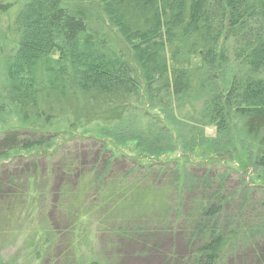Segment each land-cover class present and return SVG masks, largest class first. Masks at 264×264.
<instances>
[{"label":"trees","instance_id":"1","mask_svg":"<svg viewBox=\"0 0 264 264\" xmlns=\"http://www.w3.org/2000/svg\"><path fill=\"white\" fill-rule=\"evenodd\" d=\"M0 21V113L24 125L0 130V264H264V186L246 180L264 172V0H0ZM114 26L140 41L143 82ZM149 80L179 114L218 113V137L202 151L148 114L134 127ZM66 101L116 114L46 131ZM87 143L89 161L66 151Z\"/></svg>","mask_w":264,"mask_h":264},{"label":"rangeland","instance_id":"2","mask_svg":"<svg viewBox=\"0 0 264 264\" xmlns=\"http://www.w3.org/2000/svg\"><path fill=\"white\" fill-rule=\"evenodd\" d=\"M3 22L0 21V25ZM112 39L114 41H116L117 45L122 48L124 50V52L127 54V59L129 61V63H131L132 65L135 66V68L138 71V78L141 80V82H143L144 76H143V72L141 70V66L140 63H138V59L141 58V53L139 54V52L137 51V47H140L139 44L140 41L138 39H133L131 41H128L123 34H121L119 32V30L117 29V27L114 26L113 28V34H112ZM239 72L238 67L236 66V64L230 68H226L223 71L222 76L217 79L214 80L211 84H210V88L209 91L213 94H219V93H225L226 91H228L230 84L233 80V77L236 73ZM150 85L152 84L153 86V92L147 96V94L145 92L140 91L139 92V99L138 102L139 104L142 105V113L140 115V120L136 119L135 121H133L134 127H137V125L139 126L140 123L144 124L146 121H148V118L153 119V118H157V121H160L163 125H165L166 127H170L172 129V131L178 136L182 138V142H184L186 144V146L188 145H192V146H188L187 149L189 147H194V146H200L202 147V145H198L195 144L198 140L202 141V139L204 138L206 139H216L218 137L217 131H218V127L214 126H210L209 124L213 121H215L216 123H218V119H216V116L214 115L213 109H211L210 107L207 109L206 113V117L205 119L201 120L199 119V113L201 111V107L197 106L194 109H190V108H186L181 114H179L178 112H175L174 109V105H173V101L170 100L169 98H165V96L163 94L157 95V90L158 88L161 89V84L160 82L157 81H151L149 80ZM148 81L145 83H143V85L149 84ZM147 98H149L150 100H152V102H150ZM122 99L118 98H113V97H108L107 99V103L108 104H117V102H120ZM136 100V99H135ZM126 101V100H122ZM65 105V107L63 109H61L59 111L55 110L54 111V115L56 117L59 118V120H53L51 121L48 125H45V127L47 128L46 131H50L52 133H57L59 131H65L69 128V123L66 120H71L73 118L74 115H76L79 118H83L85 121L84 122H88L86 125L91 128V126L93 125V119L95 114H97L98 116H103L106 117L107 119H112L114 117V115L116 114L115 109L109 111L108 114H106V110L110 109V108H104V107H100L97 104H93L91 105V107L88 106H77L76 104H71L69 101H66L63 103ZM103 104V103H100ZM148 114L149 117L146 118L145 115ZM218 114V113H216ZM61 118V119H60ZM88 118H90L91 120H89ZM62 119L64 121H62ZM232 119V118H231ZM230 119V120H231ZM22 117L14 112V111H10L7 113H0V130L2 129H8V128H14L16 126L22 127L24 125H22ZM232 123H235L237 126L239 127H235V125L232 126V132L231 134H238L241 130V126H242V120L235 118L231 120ZM39 124V123H38ZM40 125V124H39ZM43 125V123H42ZM126 123L123 122V126H125ZM146 126V125H145ZM93 127H95L93 125ZM144 129L147 128L143 127ZM225 136H229V134H226ZM181 142V143H182ZM201 150L203 151L204 148L202 147ZM66 151H68V153H71L73 155H77L80 156L82 158H87V161L91 160L94 156H95V148L92 145H88L87 144H77V145H70V148L67 149ZM47 160H42L41 159V165L42 167H44L45 163ZM27 162L25 160H18L16 161L15 165H11V167H23L26 166ZM222 167V166H221ZM11 170V168H9ZM120 168L119 166L117 167L116 171H118ZM252 171H250L251 173ZM260 175H258L259 177L262 176V179H258L254 180L253 176H249L247 177L246 180L248 182H251L253 184H262L264 186V172L262 173H258ZM57 177L54 178L55 180H61V178L59 176H61L60 172L57 173L56 175ZM258 177V178H259ZM236 181L237 179L234 178ZM54 180V181H55ZM264 195V192L262 193ZM257 199V198H256ZM233 209L229 208V211H232ZM50 209L47 211L49 212ZM256 211H261L260 207H255V212ZM245 212V216L246 217H250V211H249V207L246 209H242V206L240 208V211H238L237 213H242ZM235 213V211H234ZM182 247H180L177 251L176 254H178L179 250ZM123 250H126L125 253L129 254L128 252L132 253V248H123ZM106 251V250H104ZM7 253H9L8 256H12L15 255V250H8ZM109 253H111L109 251ZM114 254H118L119 251L118 250H114L113 251ZM121 253V251H120ZM164 258H160L157 257L155 260H149V263L151 262H158L160 260H163ZM126 263L129 264H143L140 261L137 260H127L126 258ZM131 261H135V262H131Z\"/></svg>","mask_w":264,"mask_h":264}]
</instances>
